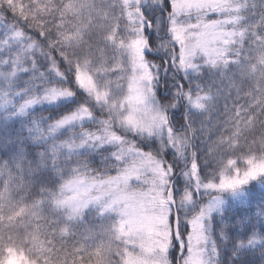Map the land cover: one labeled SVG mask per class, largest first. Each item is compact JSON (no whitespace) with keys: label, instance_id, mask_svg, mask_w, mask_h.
Segmentation results:
<instances>
[{"label":"snow or ice","instance_id":"1","mask_svg":"<svg viewBox=\"0 0 264 264\" xmlns=\"http://www.w3.org/2000/svg\"><path fill=\"white\" fill-rule=\"evenodd\" d=\"M0 264H264V0H0Z\"/></svg>","mask_w":264,"mask_h":264}]
</instances>
